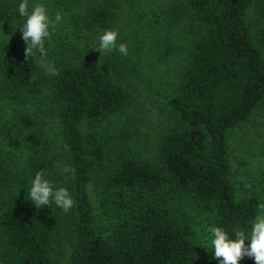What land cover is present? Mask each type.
<instances>
[{"label":"trees","instance_id":"16d2710c","mask_svg":"<svg viewBox=\"0 0 264 264\" xmlns=\"http://www.w3.org/2000/svg\"><path fill=\"white\" fill-rule=\"evenodd\" d=\"M254 0H184L203 25L192 58L170 104L178 123L161 141L157 159L107 154L97 133L84 132L85 121L95 122L123 110L128 90L89 59L60 66L52 77L61 105L70 169L66 189L74 200L69 231L74 244L69 264H219L213 248L199 244L195 217L174 199L187 193L200 211L214 214L212 226L229 238L251 225L262 200L258 195L238 199L231 180L229 134L264 103V49L255 40L247 12ZM9 0H0V25L10 19ZM112 15L94 9L91 19L106 25ZM24 44L13 39L1 56L3 74L31 83L42 68L41 56L25 57ZM11 146L39 152L46 137L31 112L18 115ZM101 169V205L116 217L106 236L97 224L89 186ZM43 173L54 189L61 188L45 157H32L13 168L0 147V231L11 242L17 264H54L64 215L54 201L36 208L28 198L35 175ZM240 264H255L244 257Z\"/></svg>","mask_w":264,"mask_h":264},{"label":"rangeland","instance_id":"374dc122","mask_svg":"<svg viewBox=\"0 0 264 264\" xmlns=\"http://www.w3.org/2000/svg\"><path fill=\"white\" fill-rule=\"evenodd\" d=\"M184 0H28L29 13L37 4L45 6L50 20L56 13L62 19L45 40V65L57 70L68 63L94 60L105 72L129 92V104L121 111L99 121H85L84 132L97 133L103 140L107 155L114 159L129 154L155 160L160 155L163 136L178 123L170 100L180 86L184 70L192 58L195 41L204 31L203 25L188 10L179 9ZM22 0H9L10 19L0 25V63L4 49L21 38L25 22L18 12ZM106 8L112 18L106 25L92 21L94 9ZM255 40L264 49V0H254L247 12ZM106 30L118 33L117 45L125 43L128 54L117 50L100 53L99 37ZM48 68H41L34 82L21 83L7 78L0 65V147L14 169L27 164L33 156L45 157L51 164L60 187L66 188L69 168L65 156L66 139L61 105L52 87ZM31 112L46 137L39 152L9 143L18 115ZM231 180L238 199L258 195L264 204V103L255 108L248 119L237 124L229 134ZM104 172L96 171L89 191L97 216V224L106 236L113 233L116 217L107 214L101 205L104 196ZM0 187V198H1ZM174 202L183 204L195 217L199 244L204 250L211 246L214 214L200 211L187 193L178 194ZM62 235L54 264H69L74 237L69 232L73 208L65 213ZM250 227L245 228L250 233ZM250 244V238L246 239ZM0 264H17L15 250L0 231Z\"/></svg>","mask_w":264,"mask_h":264},{"label":"clouds","instance_id":"9594fccd","mask_svg":"<svg viewBox=\"0 0 264 264\" xmlns=\"http://www.w3.org/2000/svg\"><path fill=\"white\" fill-rule=\"evenodd\" d=\"M18 12L26 17L21 26V38L26 44L25 57L39 53L41 60L39 63L47 67L49 74L55 75L56 70L52 66L45 65L44 58L47 56L45 40L50 38V28H55L61 21L62 15L58 12L54 20H50L45 6L37 4L29 13L28 0H22L18 5ZM118 33L115 30H106L99 37V45L96 49L101 54L111 52L114 49L122 55L128 54L125 43L117 45ZM63 171L74 172V169L64 168ZM28 198L36 206L41 208L49 206L53 202L65 213L69 212L74 206V200L68 190L64 187L54 189L50 182L43 178V173L38 172L28 190ZM250 233L245 228L235 231V238H229V234L221 227L209 226L207 231L211 234L210 241L213 248L214 258L219 264H240L244 257L252 258L255 264H264V204L258 205V213L250 222ZM250 238V244H246V239Z\"/></svg>","mask_w":264,"mask_h":264}]
</instances>
